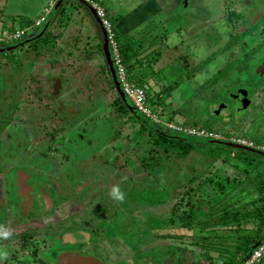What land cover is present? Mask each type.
Here are the masks:
<instances>
[{
  "label": "rangeland",
  "instance_id": "rangeland-1",
  "mask_svg": "<svg viewBox=\"0 0 264 264\" xmlns=\"http://www.w3.org/2000/svg\"><path fill=\"white\" fill-rule=\"evenodd\" d=\"M93 2L104 9L106 19L110 22L111 19L115 20L114 27L119 33L123 34L120 35L121 38H124V35H130L135 40L134 45H140L144 49L136 58L140 59L142 63L137 64L130 70L128 74L130 77L128 75L127 77L131 84L137 78H140L141 84H143L141 86L146 89V95L153 99L152 108L150 107V117L147 115L141 116V118L145 119L146 117L148 119H145L148 122L145 126L147 129L155 127L161 131L170 132L171 130L167 129L170 125L173 129H178V126L185 123L186 126H182L183 128H190L200 135H213L216 139L224 137L230 141L237 138L236 141L247 140L248 143H251L249 141L251 140L253 145L254 141L252 139H254L257 141L255 143L260 145L257 147L264 146V127H262L261 111H255L253 116L255 118L253 121L254 128L250 126L246 132L241 128L234 127H224L218 129V131L213 130V132H210V128H213L214 125L211 119L208 120V110H212V106L215 104L212 101H217L215 97L218 91L224 89L223 83H219L221 78L227 77L229 68L232 67L228 64L225 66L227 63L225 59H229L226 50L228 47L226 45L230 44L228 42L229 35L237 31L236 34L238 35L235 39L247 42L246 47L250 44L249 39L245 37V33L248 31L245 28L247 26L246 18L241 19V22H237V19L241 17L240 15L237 16L238 18H232V14H228L230 11L229 5L231 2L234 3L235 0H97ZM191 2H193V5ZM54 3V0H0L1 39L5 37L8 39L5 38L3 41L14 39V43L9 42L10 45L18 43L19 37L15 40L11 34L22 27L20 25L21 21L30 18L36 23L39 17H46ZM62 7L64 8L63 14L59 16V19L50 22L47 31L42 36L44 41H39L40 46L35 57L30 58L31 55H28V50L30 52L33 50L30 48L29 42L12 48L10 51L0 52V109L2 110L10 111L9 100L14 97V94L22 93V96H24L25 91L22 87L19 88V84L17 85V82L21 81L20 78L22 79L23 76L26 81L25 85L28 83L35 87V83L44 81L46 76L51 74L46 89L53 87L56 78H61L64 81L67 77L72 76L69 78V83L64 82V86L62 84L64 89L61 90V92H64L63 94L68 95L69 112L53 111L47 104V97L44 98L43 102H46L48 108L40 105L41 101L38 98H31L30 101H25L23 105L20 104L18 108H14L15 115L20 116L19 118L26 124L24 128L30 130L23 131L22 125L18 126L19 123L13 119L11 124L16 127V134L23 136L24 140L32 139V136L36 135L37 141L33 142L32 145L34 146H31V151H33L37 148L36 145L41 147L45 145L46 147L53 141L52 135H50L53 130L49 132L46 130L48 125H39L46 119V116L48 117V114L51 113L52 123L49 127H53V129L57 128V125H69L71 119L74 123L82 122L78 128L75 127V124L71 125L73 138L69 140L70 134L67 135L62 150L66 154H70V158L75 163V165H72L73 179L74 176L75 178L86 179L85 183L90 179L91 190L96 186L103 191L104 195H101L102 199L95 208L96 212L94 213L102 216L100 220L104 221L101 224L105 228L108 227V229L110 226L114 229L117 228L116 233L113 232L116 237L110 235L108 245L105 248L106 255L102 257L103 264H156V262L176 264V261L178 264H209L210 261L227 264V259L235 258L237 245L243 241L245 236L258 234L256 229L259 218H253L251 221H244L243 218H240L237 223L229 219L223 220L219 216L215 217L214 214L215 219H209V222H207L205 216L213 210L217 202L215 199L220 196L216 188V185H219L218 183L225 186V192L235 190L234 198L236 201L231 199L235 203L250 204L254 199L258 200L257 197L264 193V190L257 189L259 177L256 179L253 177L260 171L263 173L260 177L264 178V156L241 149L239 146L226 147L222 144H209L207 142L194 144L191 151L185 156H179L181 150L178 147L172 149L171 156L166 155L161 148L154 147L152 154L150 151H146L138 161L134 155H119L122 149L126 148L129 143L131 144L133 135L134 137L137 136L138 131L143 133L140 126L142 120L137 116H135L136 120L128 119L129 114L124 113L123 115L120 111V114H122L120 115L114 108L117 116L121 117L119 119L118 116V119H115L113 115L116 114H113V110H110V103L115 97V91L111 87L109 77L106 78L108 74L105 70V55L102 54L98 46V42H103L102 47L105 49L100 18L98 16L95 18L90 5L83 3L82 0H65ZM204 7L206 8L203 9ZM204 10L208 16L205 15ZM204 20L206 21L204 22ZM34 23L24 26V34H26L27 39L34 36L37 30L40 29ZM3 41L1 42L2 45L6 43ZM6 46H9V44L7 43ZM59 49L60 51H58ZM69 50L70 52H68ZM104 51L106 52V50ZM17 58L20 65L18 62L16 64ZM53 61L58 63L53 65L55 63ZM50 62H53V64ZM251 64L252 61L241 63L240 68H237L238 72L244 71L250 74L249 67ZM221 65L225 66H223L224 73L222 75L218 72ZM238 72L233 75L244 77ZM9 76H13V83L7 81ZM31 79H34V82L30 81ZM2 80L5 86H3ZM85 81L86 86H84ZM229 82L233 86L241 83L239 80L233 82L226 80L224 84H229ZM67 88H71V91L66 90ZM38 89H40L39 86ZM73 89L75 91L82 89V91L80 94L76 93L75 95ZM58 91L55 92L54 90L53 92L54 94H60L59 88ZM85 96L87 97L85 98ZM62 100L64 101L63 98L60 99V101ZM84 100L89 102L87 101L86 104ZM15 104L14 101V106ZM207 105H209L208 110ZM132 107H135L133 103ZM57 108L61 109V105ZM127 109L128 112H131L129 108ZM55 113H58L57 116H55ZM4 114L0 111V136L2 135V137H6V125H10L3 121V117L6 115ZM62 117H64V121ZM155 118L157 119L156 122ZM235 118V120H238L240 117ZM9 120L10 116L7 115L6 121ZM162 121L169 126H165ZM119 129L120 135L114 139ZM65 131L67 130L62 131L63 135L66 134H64ZM171 132L181 133L182 137H187L188 134H183L185 133L183 131L172 130ZM190 132L192 133V131ZM54 134L59 136L60 132L56 131ZM9 144H13L11 139L8 140L7 145ZM12 147L14 148L13 145ZM56 150H60V148L57 146ZM105 150H108L110 155L106 161L114 160L113 156H117L114 160L115 163L114 161L111 162V166L112 164L118 165L115 167V177L111 176L113 171L108 175L109 182L106 189L101 187L104 185L101 183L104 180L99 179L98 176L104 173L101 170V165L104 162L105 155L103 152ZM62 154L61 152L57 153L58 156H62ZM153 157H160L158 170L165 175L163 176L158 172L157 176L162 177L163 182H167L171 188L173 185L179 186V189L172 188L179 190L178 195L164 204L157 202L153 204L151 202L154 198L158 200L163 197L162 194L156 193L155 189L157 187L150 186V184L153 185V182L148 183L149 180L146 179L148 171L145 164L146 159ZM221 157H225L226 161L219 162ZM127 159L132 161L126 164ZM212 160L218 162V165L213 166L214 169L207 168L210 163H213ZM32 163L35 164V161ZM234 163H237L238 172H242L243 175L248 173V179L245 180L244 177L243 180L238 179L237 182L232 180L226 182L227 180L224 177L227 175L234 176V168L232 167ZM134 164H136V167H134ZM41 165L40 163L36 166L41 169ZM169 166H171V172L168 169ZM48 170L52 172L51 165ZM62 173L56 171L55 176L62 175ZM91 175L96 176L93 177L95 182L92 181V178H87ZM243 175L239 173L238 178L243 177ZM207 177L213 182L208 181ZM188 179L192 182L188 183ZM129 180L136 183L135 185H148V194L141 196L137 192V189L140 188ZM200 182H203V184H200ZM130 184L135 186L133 190L129 188ZM177 184L179 185L177 186ZM115 185H119L120 189L129 198L125 196L123 202L114 200L109 192ZM188 185L190 190L187 195L183 191L188 188ZM81 186L77 187V191L79 190L82 195L78 194L72 199L69 197L68 188H66V194H63L65 200L60 206L64 211L69 208L73 210L72 206L76 207L78 205L74 216L80 222L88 219L85 209L87 207L81 204V198L84 194L80 189L85 188V185ZM157 191H160V189H157ZM182 195L185 198L189 196L194 202L196 221L190 227L182 226V223H179L178 220L172 226L169 222L168 217L173 212L172 207L179 200V196ZM231 200L229 204L232 203ZM60 201L61 199H59ZM130 201L136 203L148 202L151 205L146 207L142 205L134 206ZM222 202L228 203L227 201ZM222 206L223 204H220L219 207L222 208ZM181 208L183 211L186 210L183 204ZM103 210L106 211L107 214L105 213V215L107 217H103ZM144 212L146 214L151 213V218L148 221H139ZM118 217L119 219L114 221ZM29 218H31L30 214L25 221ZM140 231L141 237L139 236ZM164 234H169L172 238L163 237ZM112 236L114 238H111ZM130 237H138L139 240L136 241V238ZM148 238H150V242ZM46 243L50 245L48 239ZM127 253H129V256H127ZM123 255L125 257L121 259ZM28 259L29 257H26L24 262ZM260 264H264V257Z\"/></svg>",
  "mask_w": 264,
  "mask_h": 264
},
{
  "label": "flooded vegetation",
  "instance_id": "flooded-vegetation-1",
  "mask_svg": "<svg viewBox=\"0 0 264 264\" xmlns=\"http://www.w3.org/2000/svg\"><path fill=\"white\" fill-rule=\"evenodd\" d=\"M248 1L249 3H246L245 0H235L234 3L229 2L230 11L228 14H232V18H238L237 16L240 15L241 17L237 19V22H241V19L246 18L247 26H249V28H247V26L245 27L246 30H248L245 33V37L249 39L250 44L246 47L247 42L237 41L235 39L238 35L236 34L237 31L229 35L228 42L230 44L226 45V47L228 46L226 50L229 59H225L227 61L225 66L228 64L232 67L229 68V75L227 77H222V81L220 80L219 82L220 84L223 83L224 89L218 91L216 94L215 98H217V101H212V103H215L214 106H212V110H208L209 105L206 106L209 113L208 120H212L215 131L224 127H234L238 129L241 128V130L246 132L250 126L251 128L253 127V121L255 119L253 116L255 111H261L260 116L263 119L262 127H264V65L261 67L262 63H264V0ZM191 4L193 5V2H191ZM254 4H257L256 7ZM235 7H237V9H235ZM205 8L206 7L203 9ZM205 15L208 16L206 12ZM205 21L206 20H204V22ZM206 40L208 41L207 38ZM6 44L7 43L0 45V52L3 51L2 49L14 45L8 43L9 46L5 47ZM33 53H35L34 50H31V53L28 55H33ZM33 56L35 57V54ZM250 61H252V64L249 67L251 70L250 74H247L244 71L238 72L237 68H240L239 65L241 63L243 64ZM17 62L20 65L18 58L16 59V64ZM53 62L50 63L53 64ZM223 66L224 65H221V68L218 69V72L221 75L224 73L223 68L225 66ZM16 69L18 70V68ZM235 72L241 73L244 77L236 76V74L234 76L233 74ZM50 77L51 74L46 76L44 81L38 82L37 86L32 87L28 85V83L25 85L26 81L23 76L22 79L20 78L21 81L17 82V85L19 84V88L22 87L25 91L24 96H22V93L14 94V97L9 100L10 111L0 109L1 112L6 114H4L5 117H3V121L10 124L6 125L5 128L7 131L6 137H2V135L0 136V264H57L59 256L67 251H78L86 256H100L98 258L103 264L102 257H105L106 255L105 248L108 245L110 235L116 237V234L113 232L116 233L117 228L114 229V227L110 226L108 229V227L105 228L101 224L102 221H104L100 220V218L102 219V216L95 215L94 213L96 212L95 208H97L98 203L102 199L101 195H104L103 191L96 186L91 190L90 179L87 183L84 182L86 179H80L79 177L75 178V176L73 179L72 165H75V163H73L70 158V154H66L62 150L65 146V138L67 135L70 134L69 140H72L73 138L71 125L75 124V127L78 128L82 122L74 123L71 119L69 125H57V128L53 129V127H49L52 122L50 119L51 113L48 114V117L46 116V119L39 123V125H48L46 130L49 132L53 130L50 134L52 135L53 141L46 147L45 145L42 147L36 145L37 148L33 151H31V146H34L32 144L37 141V136L35 135L32 136V139L24 140L23 136L16 134V127H13L11 124V121L14 119L15 122L19 123L18 126L22 125L23 131H30L28 128H24L26 124L21 118H19L20 116L18 117L15 115L14 108H18L20 104L23 105V102L30 101V99L34 97L38 98V100L41 101L40 105H43L45 108H48V104L53 111L61 113L69 112V107L67 105L68 95L63 94L64 92H61V90L64 89V82L69 83V78L72 76L67 77L68 80L66 79L64 81L61 78H56L53 87H51V89H46L48 88L47 82ZM12 78L13 76H9L7 81L13 83L14 80H12ZM226 80L232 82L234 80H239L241 83L233 86L230 82L229 84H224V81L226 82ZM2 82L3 86H5L3 80ZM87 82L89 81L87 80ZM38 86L40 89H38ZM84 86H86V81ZM58 88L60 89V94H54V90L55 92H59ZM82 89L72 91L76 95V93L80 94ZM50 90L52 91L50 92ZM66 90L71 91V88H67ZM45 97L48 98L47 104L46 102H43ZM86 97L87 96H85V98ZM88 97L90 98V96ZM62 98L64 101H60ZM20 99L21 101H19ZM88 100L90 101V99ZM14 101L16 102L15 106ZM87 101L84 100L86 104ZM60 105L61 109H58L57 107ZM57 114L58 113H55V116H57ZM7 115L10 116L9 121H6ZM235 117L240 118L235 120ZM63 118L64 117H62V120ZM96 126L97 124L95 127ZM65 129L67 131H65L64 134H66L63 135L62 131ZM56 131L60 132L59 136L54 134ZM7 139H11L14 148L11 144L7 145ZM57 146L60 150H56ZM59 152L63 153L62 156L57 155ZM103 154L105 155V158L101 165V170L104 171V173L99 174L98 176L99 179L104 180L101 183L105 186L102 185L101 187L106 189L108 188L109 182L108 175L113 171L111 176L115 177L116 169H109L107 166L108 162L110 163V160L106 161V159H109L110 157L109 151L105 150ZM33 161H35V164L32 163ZM40 163L42 164L41 169H38L36 165ZM50 165L52 167V172L48 170ZM83 165L85 166L86 164ZM135 165L136 164H134V167H136ZM34 166L36 168H33ZM112 166L114 165L112 164ZM116 166L118 165H115L114 167ZM34 171H37L38 173ZM56 171L63 173L62 175L59 174L55 176ZM149 171L150 170L147 171V175L149 176L146 179L149 180L148 183H151L153 176ZM93 177L96 176H87V178H92V181L95 182ZM160 179L162 180V177H160ZM159 183H161V181ZM80 185H82L81 187L85 185V188L80 189L84 194L81 198V204L84 207H87L85 209L87 212L86 215L88 216V219L81 222L74 216V213L77 212L78 205L76 207L72 206L73 210H70L71 208H69L62 211L60 207L65 200V196L63 195L66 194L65 189L68 188L69 197L72 199V197H75L78 194L82 195V193H79V190L77 191V187ZM59 199H61L60 202ZM105 213L106 211L103 210V217H107ZM29 214L31 215V218L25 221ZM118 219L119 217L114 221H117ZM169 222L171 223V226L176 224V222ZM82 223L86 225H83ZM86 232L89 233L86 234ZM65 234L75 236L73 239L76 240H65ZM139 234L141 237V231ZM113 236L111 238H114ZM163 237H168L169 239L170 236L169 234H164ZM130 238H136V241L139 240L138 237ZM130 238L128 239L130 240ZM47 239L50 245L46 243ZM148 239L150 242V238ZM152 239L154 240L155 238ZM141 240L146 241L145 239ZM127 256H129V253H127ZM26 257H29V259L24 262ZM124 257L125 255L121 256V259ZM176 264H178L177 261Z\"/></svg>",
  "mask_w": 264,
  "mask_h": 264
},
{
  "label": "trees",
  "instance_id": "trees-1",
  "mask_svg": "<svg viewBox=\"0 0 264 264\" xmlns=\"http://www.w3.org/2000/svg\"><path fill=\"white\" fill-rule=\"evenodd\" d=\"M64 1L65 0H56L54 5L51 7L49 13L47 14L46 18L44 19V21L42 23H40V25L38 26V27H40V29L37 30L35 35L32 37L30 36L29 39H27V37H25L26 34H23L22 37L17 40L18 43L24 42L26 40H30L29 43L28 42L27 43L30 44L31 48L34 50L35 53H33V55L35 54V56H36L37 52H38L37 50L40 46L39 41H44L42 36H43L44 32L47 31V28L49 27L50 22L53 21L54 19H59V16H61L63 14L64 8L62 7V4ZM82 1H83V3L84 2L88 3L84 0H82ZM94 1H97V0H94ZM88 4L90 5L91 8H93L90 3H88ZM76 6H78V5H76ZM114 21L115 20L111 19L110 23L113 27L114 37H115L116 44L118 46V52H119L121 62L123 63V65L125 67V71L128 75L130 70H132L137 64L142 63V61L140 59H136V58L144 49H142L140 45L135 46L134 45L135 40L133 38H131L130 35L129 36L124 35L125 37L121 38L120 35H123V34L119 33L118 30L114 27ZM33 23H34V21H32V19L25 18L23 21H21L20 25H22V27L24 28V26H28V25H31ZM100 25L102 26L101 21H100ZM22 27H20L19 29H21ZM102 30H104L103 26H102L101 31ZM103 41H104V39H103ZM18 43H16V44H18ZM102 44H103V42H98L99 50H101L103 55L106 54V52L104 50H107L108 53L110 54L111 58H112V52H111V48L108 44V40H107V48L106 49H104L102 47ZM58 51H60V49ZM28 52L31 53L30 51H28ZM68 52H70V50ZM33 55H31V58L34 57ZM104 60H105L104 62H105V66H106L105 70L108 74L106 78L109 77L111 87L114 88V91H115V97H113V99L110 103V106H111L110 110H113L112 113L113 114L115 113L116 115H113V114L112 115L115 116L114 117L115 119H118L119 115L117 116V113L115 112V109H116L119 114H120V111L123 115H124V113H126L127 115L129 114L127 117L128 119L130 118L132 120H136L135 115L131 112H128L127 108H129V107L124 103L122 97L119 95L118 91L115 89L113 77L110 73V68H109L108 61H107L106 57L104 58ZM54 62L55 63L53 65H55L57 63L56 61H54ZM112 68L115 71L117 81H119V78H118V75L116 72V65H115L113 59H112ZM128 76L130 77V75H128ZM30 81L34 82V79H31ZM37 84H38V82L35 83L36 86H37ZM119 84H120V81H119ZM133 85L134 86H141L143 84H141L140 78H137L135 80V82L133 83ZM120 87L122 89L121 84H120ZM122 91H123V89H122ZM123 94L127 98L129 104L132 105L131 100L125 95L124 91H123ZM152 100L153 99L152 98L150 99V97H148V95H147L146 105L148 107L152 108V106H151L153 103ZM136 112H138V114L141 118V116L143 114H141L138 110ZM122 114H120V115H122ZM120 118L121 117L119 116V119ZM145 119H147V118L145 117ZM145 119L141 118L142 123L140 124V126L143 130V133H140L138 131V133H136V135L138 134L137 136L134 137V135H133V137H132L133 140L131 141V144L129 143L126 148L122 149L120 151V154H122V155H126V154L134 155L138 159L146 151H148V152L150 151V153L152 154V150H154V147L155 148L159 147L162 149V151L166 155L171 156L172 155V149L175 147H178V149L180 148V150H181L179 152V156H185L191 151V148L193 147L194 144H196L198 142H203L205 140H214L213 138H209V137L196 136L197 138H200L203 141H196V140L195 141H189V140L183 139L184 137L181 138L182 137L181 133L176 134V133H172L171 131L170 132L161 131L155 127H150V129H147L145 126L148 124V122ZM170 121H171V117H170ZM182 125L186 126L185 123H183ZM150 126H153V125H150ZM210 130H215V129L213 127V128H210ZM118 135H120V129L117 130V134L114 136V139ZM139 135H140V137L138 138ZM189 136H193V135H189ZM252 140L254 142H257L254 139H252ZM222 142H224V144H222V145H224L226 147H232V146L226 145V143L236 145V146H243V145L231 142V141L223 140ZM207 143L210 144L212 142H207ZM212 144H217V143H212ZM244 148H245L244 150H248V151H251V152H254V153H257L259 155L264 156V153L254 149V148L246 147V146H244ZM116 157L117 156H113L114 160L116 159ZM242 157L245 158L244 156H242ZM220 159L221 160L219 162H225L226 161L225 157H221ZM114 160H111L110 163L108 162L107 166L109 169H115V167H114L115 165L111 166V162ZM159 160H160V157H153L151 159H149V158L146 159V168H148V170H150L149 172L152 173V175H154L151 179V183L153 182V185L150 184V186H153V187L155 186V187H157L158 190L160 189V191H157V189H155V191L157 194L163 195V197H161L158 200H156V198L153 197L154 199L151 200V202L153 204L155 202L164 204V203L168 202L169 199H171L172 197L173 198L176 197L179 193L178 192L179 191L178 190L179 184H177L178 187H176V185H173V186L171 185L172 188H174V187L178 188L177 190H175L176 188L172 189L171 187H169L167 182H163V180L160 179V176H157V173L158 172L160 173V171L158 170V167H160V165H158V163L160 164ZM244 160H246V159H244ZM131 161H132L131 159H127L125 162L127 164V163H130ZM212 161H213V163H210L207 168H213L214 169L213 166L218 165V162H214V160H212ZM114 163H115V161H114ZM235 165H237V163H234V165L232 166L234 168V174H233L234 176L230 177V175H227L226 177H224L227 180L226 182H229L230 180L237 182L238 179L243 180L245 177V180H246L249 178L248 173H247V175H245V173L243 175L242 172H238V169ZM170 168H171V166H169V168H168L169 171L171 172L172 170ZM239 173L242 174L243 177L238 178ZM160 174L163 175L162 173H160ZM262 174L263 173H261L259 171L253 177L255 179L257 177H259V183L257 184V187H258L257 189L260 191L264 190V178L260 177V176H262ZM209 175L211 176V174H209ZM209 175H208V177H209ZM148 176L149 175H147V177ZM163 176H165V175H163ZM208 177H207V180L210 182H213V180H211ZM159 180L161 181V183H159ZM129 181L131 183H133L134 185L136 184L131 180H129ZM190 182H192V181L190 179H188V183H190ZM200 184H203V182H200ZM218 184L219 185L218 186L216 185V188H217L218 194L220 196H219V198L216 197L217 199H215V201H217L215 204L216 206L213 207V210L210 209L211 211H209V214H207L205 216V217H207V219H206L207 222H209L208 221L209 219H212V218L215 219L214 214H215V217L219 216V217H222L223 220L229 219V220L235 221L237 223L239 222L240 218H243L244 221H247V220L251 221V219H253V218H255V219L259 218V220H258L259 222H257V229H256V231H258L257 232L258 234L245 236L243 238V241L239 242L237 245V248H236V250H237L236 255L237 256L235 255L234 259H232V258L227 259V261H228L227 264H235L239 260V258H241L243 256V254L247 252L250 245H252L255 241H257L260 238L261 233L264 231V193H262L261 195H259L257 197L258 200L254 199L250 204H247V203L239 204V203L234 202V201H236L234 198L235 194H236L235 190L233 192H231V190H228V192H225V186L221 183H218ZM134 185L130 184L129 188L131 190H133L134 187L136 186V187L140 188V189H137V192H139L141 194V196H145V194H148V192H147V190L149 188V187H147L148 185H146V184L143 186H141L140 184L135 185V186ZM186 186H187V184H186ZM189 190H190V187L188 185V188H186V190H184L183 192L188 195ZM126 197L129 198L128 195H126ZM191 199L192 198H190L189 196L187 198H185L183 195L179 196V200L177 202H175V205L172 207L173 212L171 213V216L168 217L172 223L176 222L178 220V221H180L179 223H182V226L190 227L193 225V222L196 221V218L194 217V214L196 212H195L194 202ZM231 199H234V201ZM230 200L232 202L231 204H229ZM222 201H227L228 203H225V202L223 203ZM130 202L132 204H134V206L142 205V206L146 207V206L151 205V203H148V202L147 203H136L133 201H130ZM182 204L186 207V210H184V211L181 210ZM220 204H223L222 208L219 207ZM142 216L143 217L141 219L139 218V221H148L151 218V213L146 214V212H144ZM200 224H202V223H200ZM156 264H163V263L162 262L161 263L156 262ZM209 264H218V263H213L212 261H210Z\"/></svg>",
  "mask_w": 264,
  "mask_h": 264
},
{
  "label": "built area",
  "instance_id": "built-area-1",
  "mask_svg": "<svg viewBox=\"0 0 264 264\" xmlns=\"http://www.w3.org/2000/svg\"><path fill=\"white\" fill-rule=\"evenodd\" d=\"M88 3L91 4V6L95 9L97 16L100 18V21L102 23V26L106 32V37L108 40V44L111 48V52H112V59L116 65V72L119 78V81L121 83L122 89L125 93V95L131 100V102L133 103V105L136 107V109L138 111L141 112V114L143 115H147L150 117L151 115V108L148 107L146 105V100H147V95H146V89L142 86H134L133 84H131L128 81V77H127V73L125 71V67L123 65V63L121 62L120 56H119V52H118V46L116 44L115 41V37H114V31L112 29L111 23L108 19L105 18V13H104V9L101 8L99 5L97 6V4H94V0H84ZM54 2H56V0H54ZM54 5V4H53ZM49 13V12H48ZM47 13V14H48ZM47 16V15H46ZM46 17L45 16H41L36 20V23H34V25L39 26L40 23H42L44 21ZM41 20H43L41 22ZM24 34V28L22 29H16L14 34H11L13 38L18 39L17 37L21 38L22 35ZM1 36V35H0ZM2 37H0V45L1 42L3 40L8 39L7 37H5L4 39H1ZM6 43L9 42H14V39H11L9 41H3ZM5 44V43H3ZM157 121V119L155 118V122ZM162 123L165 125V123L162 121ZM165 126H169V125H165ZM183 126V125H182ZM182 126H178V129H173L172 126L170 125L167 129L169 130H174V131H183L185 133L183 134H187V135H194V136H199V137H213V135H200L198 133H195L193 130H191L190 128H183ZM185 127V126H184ZM192 131V133L190 132ZM210 132H213V130H210ZM218 138V137H217ZM216 139V138H215ZM221 140H228L227 138H219ZM237 138H234L231 142L240 144V145H245L248 147H255V145L252 144V141H250L251 143H248V141H242V140H237ZM238 139H242V138H238ZM230 141V140H228ZM260 151L264 152V146L262 147H257ZM264 257V239L263 241L252 250L251 254L249 257L245 258L240 264H260V262L262 261V258Z\"/></svg>",
  "mask_w": 264,
  "mask_h": 264
},
{
  "label": "water",
  "instance_id": "water-1",
  "mask_svg": "<svg viewBox=\"0 0 264 264\" xmlns=\"http://www.w3.org/2000/svg\"><path fill=\"white\" fill-rule=\"evenodd\" d=\"M246 3H249L248 0H245ZM91 12L92 14L94 15L95 18H97V14H95V10L93 8H91ZM103 32V39H104V47L106 49L107 47V38H106V33L104 30H102ZM30 40H26L24 42H20L16 45H13V46H9V47H6L4 49H2L3 51H10L12 48H16L18 46H21L27 42H29ZM105 57L108 61V65H109V68H110V73L113 77V81H114V85H115V89L118 91L119 95L122 97L124 103L129 107L130 111L137 117H140L137 109L135 107H132L131 104H129L127 98L124 96L123 94V91L120 87V84H119V81H117L116 79V74H115V71L114 69L112 68V58L110 56V54L108 53V51L106 50V54H105ZM264 65V63H262L261 67ZM188 137H181L185 140H189V141H203L202 139L200 138H197L196 136H189L187 135ZM203 142H212V143H217V144H224V142L222 141H219V140H205ZM226 145H229V146H232V147H238L236 145H232V144H229V143H226ZM239 148L241 149H245L244 146H239ZM72 237V238H70ZM65 240H69V241H74L76 239H73L75 238V236L73 235H69V234H65L64 236ZM264 239V231L261 233V236L260 238L255 241L252 245H250L249 249L247 250L246 253L243 254V256L241 258H239V260L235 263V264H240L245 258L249 257L252 250L254 248H256ZM57 264H102L101 260L98 258V257H94L93 255H84L82 253H79L78 251H67V252H64L62 253L59 258H58V263Z\"/></svg>",
  "mask_w": 264,
  "mask_h": 264
},
{
  "label": "clouds",
  "instance_id": "clouds-1",
  "mask_svg": "<svg viewBox=\"0 0 264 264\" xmlns=\"http://www.w3.org/2000/svg\"><path fill=\"white\" fill-rule=\"evenodd\" d=\"M93 9H94V8H93ZM95 12H96V11H95ZM193 136H194V135H193ZM214 140L223 141V140H221V139H214ZM225 141H228V140H225ZM250 141H251V140H250ZM254 145H255V147H251V148H254V149L260 151L259 149H257V146H260V145H259V144L257 145L255 142H254ZM243 146H245V145H243ZM246 147H248V146H246ZM260 152H262V151H260ZM262 153H264V152H262ZM109 195H110L114 200H117V201H120V202H123L124 199H125V196H126L125 192L122 191V190L120 189L119 185H115V186H113V187L111 188L110 192H109Z\"/></svg>",
  "mask_w": 264,
  "mask_h": 264
},
{
  "label": "crops",
  "instance_id": "crops-1",
  "mask_svg": "<svg viewBox=\"0 0 264 264\" xmlns=\"http://www.w3.org/2000/svg\"><path fill=\"white\" fill-rule=\"evenodd\" d=\"M236 166V165H235ZM237 167V166H236ZM236 170V169H235Z\"/></svg>",
  "mask_w": 264,
  "mask_h": 264
}]
</instances>
